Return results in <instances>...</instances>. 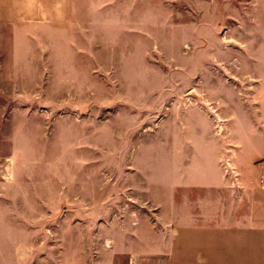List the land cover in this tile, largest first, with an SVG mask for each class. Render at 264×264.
Here are the masks:
<instances>
[{"label":"rangeland","instance_id":"374dc122","mask_svg":"<svg viewBox=\"0 0 264 264\" xmlns=\"http://www.w3.org/2000/svg\"><path fill=\"white\" fill-rule=\"evenodd\" d=\"M48 2L43 0V8ZM59 5L58 12L0 18V118L8 113L2 108L6 101L26 104L27 116L54 118L59 264H70V245L94 246L85 255L88 264H98L104 257L97 252L94 228L100 216L110 220L119 212L115 182L149 183L161 198L168 150L178 148L182 134L212 131L215 102L226 95L217 90L260 83L259 76H228L227 69L241 74L248 64H258L248 57H264V13H252L253 34L239 30L237 44L220 45L201 26L211 12L206 4L194 9L175 2L150 6L148 0H60ZM196 33L207 41L196 42ZM223 53L237 57L238 70L226 60H208ZM216 63L222 66L213 67ZM105 185L106 192L99 189ZM137 192L132 196L140 197ZM84 213L90 223L83 231L82 221L73 227L72 220Z\"/></svg>","mask_w":264,"mask_h":264},{"label":"crops","instance_id":"0c3cea01","mask_svg":"<svg viewBox=\"0 0 264 264\" xmlns=\"http://www.w3.org/2000/svg\"><path fill=\"white\" fill-rule=\"evenodd\" d=\"M47 1L43 8V0H0V18L60 11V0ZM173 2L194 9L208 5V22L201 26L220 45L237 44L239 30L253 34L252 13H264L257 0H148L163 8ZM196 35V42L207 41V35ZM208 60H226L233 71L239 69L234 55L212 54ZM246 60L258 64H248L241 74L227 69V75L259 76L260 83L217 90L226 95L215 102L212 131L182 134L178 148L168 150L161 198L149 183L115 182L119 212L110 220L100 216L94 228L97 252L104 257L98 264H264V57ZM2 108L8 113L0 118V264H59L55 120L27 116L20 102L6 101ZM85 214L73 217L72 226L82 221L84 231L90 223ZM66 252L70 264H88L85 254L95 247L70 245Z\"/></svg>","mask_w":264,"mask_h":264}]
</instances>
